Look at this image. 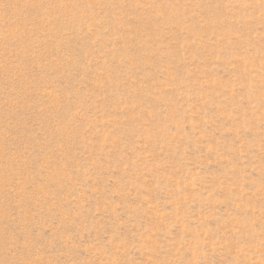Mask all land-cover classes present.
<instances>
[{"label":"rangeland","instance_id":"obj_1","mask_svg":"<svg viewBox=\"0 0 264 264\" xmlns=\"http://www.w3.org/2000/svg\"><path fill=\"white\" fill-rule=\"evenodd\" d=\"M0 264H264V0H0Z\"/></svg>","mask_w":264,"mask_h":264}]
</instances>
